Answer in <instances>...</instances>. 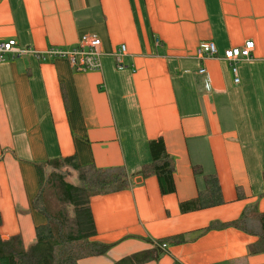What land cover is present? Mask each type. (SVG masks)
Returning <instances> with one entry per match:
<instances>
[{
    "label": "crops",
    "instance_id": "crops-1",
    "mask_svg": "<svg viewBox=\"0 0 264 264\" xmlns=\"http://www.w3.org/2000/svg\"><path fill=\"white\" fill-rule=\"evenodd\" d=\"M87 34L100 40L95 71L32 54L0 62L1 239L34 242V165L75 156L82 166L127 174L126 187L89 197L90 240L111 246L76 264H113L176 234L184 241L166 239L165 251L141 264H264V251H249L252 217V232L196 231L249 206L264 212V0H0V41L69 49ZM208 40L216 53L198 57ZM246 40L251 57L233 61L234 73L222 52ZM156 138L172 158L171 193L137 173ZM209 173L222 203L180 212L178 202L195 197Z\"/></svg>",
    "mask_w": 264,
    "mask_h": 264
},
{
    "label": "trees",
    "instance_id": "trees-1",
    "mask_svg": "<svg viewBox=\"0 0 264 264\" xmlns=\"http://www.w3.org/2000/svg\"><path fill=\"white\" fill-rule=\"evenodd\" d=\"M150 160L137 171L142 176L154 175L162 194L174 191L172 182L173 162L165 152L160 138L147 143ZM37 190L31 198L30 207L39 220L34 224V242L23 248L17 235L7 239L0 237V264H76L82 257L103 255L111 246L90 240L95 234L89 207V197L120 190L126 187V171L122 168L101 169L90 165H80L75 156L46 159L36 164ZM50 168L47 177L42 175V167ZM69 167L77 175V183L64 179L61 168ZM63 171V170H62ZM194 174H200L198 168ZM203 187L196 196L178 202L180 212H188L222 203L221 194L214 173L203 174ZM257 222V230L248 227V218ZM250 226V225H249ZM234 227L244 232H252L257 240L250 246V252L264 251V212H257L254 206L244 209L239 217L227 222H210L196 231L213 228ZM172 243L184 241L182 234H176L155 241L150 249L121 257L113 264H141L157 259L165 250L159 247L165 240Z\"/></svg>",
    "mask_w": 264,
    "mask_h": 264
},
{
    "label": "built area",
    "instance_id": "built-area-1",
    "mask_svg": "<svg viewBox=\"0 0 264 264\" xmlns=\"http://www.w3.org/2000/svg\"><path fill=\"white\" fill-rule=\"evenodd\" d=\"M155 42L157 40L155 39ZM253 42L246 40L241 46L229 47L223 50L222 57L230 63L232 72L235 73L233 61L238 58L249 59L251 57V50ZM124 52V45L121 44L119 48L112 54L114 62L120 66V55ZM216 53L214 44L211 41H200L196 48V55L199 56H212ZM22 54H32L38 60H45L51 58L66 59L68 64L75 71H95L100 67V40L93 34L82 36L74 46L69 49H62L57 46H52L43 51L32 50L31 48H20L16 45L15 40L6 39L0 41V62L6 57H14ZM204 68L200 67L198 72L203 74ZM234 81H237L235 78ZM165 243H160L159 247L165 249Z\"/></svg>",
    "mask_w": 264,
    "mask_h": 264
},
{
    "label": "rangeland",
    "instance_id": "rangeland-1",
    "mask_svg": "<svg viewBox=\"0 0 264 264\" xmlns=\"http://www.w3.org/2000/svg\"><path fill=\"white\" fill-rule=\"evenodd\" d=\"M41 170H42L43 177H47V173L49 172L50 168L43 166ZM60 170L63 173L64 179L66 181L74 183V184L77 183V175L69 167H64V168H61Z\"/></svg>",
    "mask_w": 264,
    "mask_h": 264
}]
</instances>
